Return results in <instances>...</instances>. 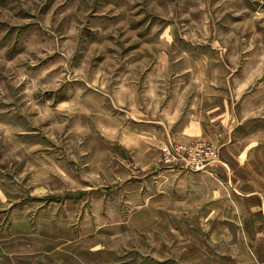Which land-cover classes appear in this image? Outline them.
Masks as SVG:
<instances>
[{"label": "rangeland", "instance_id": "obj_1", "mask_svg": "<svg viewBox=\"0 0 264 264\" xmlns=\"http://www.w3.org/2000/svg\"><path fill=\"white\" fill-rule=\"evenodd\" d=\"M0 264H264V0H0Z\"/></svg>", "mask_w": 264, "mask_h": 264}]
</instances>
